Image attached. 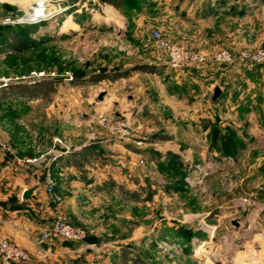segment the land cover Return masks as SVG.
Instances as JSON below:
<instances>
[{
  "label": "rangeland",
  "instance_id": "1",
  "mask_svg": "<svg viewBox=\"0 0 264 264\" xmlns=\"http://www.w3.org/2000/svg\"><path fill=\"white\" fill-rule=\"evenodd\" d=\"M21 1L0 0V35L9 27L2 24L5 18L30 4ZM185 1L143 0L107 14L82 13L64 28L53 22L11 27L27 30L33 42L19 52L13 34L0 42L1 99L14 101L1 108L24 118L38 146L58 139L60 156L100 146L94 154L108 164V188L126 187L118 185L124 173L130 175L128 185L134 184L124 193L138 194L133 205L109 195L101 216L112 234L102 243L106 247L58 240L62 251H76L78 264L95 254L107 264H135L136 258L145 264H264V216L251 217L264 204V60L242 57L264 51V0L227 4V11L247 14L233 23L239 32V24L248 27L243 46L228 45L225 15L200 20L195 5L190 14V3L181 8ZM113 28L118 33L111 37ZM152 31L201 51L208 63L169 69L149 38ZM225 48L232 62L214 63L213 53ZM142 65L152 73L130 70ZM126 70L114 80L88 78ZM74 75L81 80L71 83ZM43 80H57L54 90L31 96ZM215 86L222 93L212 101ZM46 150L41 145L30 159L44 154L45 161L24 164L27 170L47 162ZM77 160L84 167L88 155ZM68 176L53 175L55 194ZM119 239L124 241H111Z\"/></svg>",
  "mask_w": 264,
  "mask_h": 264
},
{
  "label": "crops",
  "instance_id": "2",
  "mask_svg": "<svg viewBox=\"0 0 264 264\" xmlns=\"http://www.w3.org/2000/svg\"><path fill=\"white\" fill-rule=\"evenodd\" d=\"M188 3L191 4L187 6L189 14L195 5L196 18L203 21L212 16L214 19H219L225 15L229 19L228 28L225 32V35L228 36V42L230 41L228 45L233 46L237 43L243 46L245 44L244 35L248 27L239 24L240 28L243 27L239 32V29L236 30V24L241 18L245 19L247 14L245 11L236 10L235 8L227 11V4L230 3V0H186L181 8ZM233 23H236L235 26ZM230 25L232 26L229 27ZM212 48L220 49L219 47ZM4 49L7 50V48ZM0 94V143L4 142L10 148L9 151H4L0 147V241L8 240L26 250L30 257L27 264H78L77 258L79 256H74L76 251L61 250L60 242L62 240L48 242L51 245L50 252H44L37 244L40 234L50 225L55 212L58 211L65 215L72 225L86 230L87 237L82 243L83 245H100L105 241H110L107 236H112V234L107 233L106 225L101 223V216L103 210L107 208L106 202L109 195H112L113 199L120 200L119 204L129 203L133 205L134 200H138V194L128 195L124 193L134 186L133 183L128 185L130 175L121 173V181L118 182V185H123V182H125L128 188L127 186L108 188L106 184L109 173L108 164L101 158V154H94L100 146L96 147L97 149L94 152L91 147H88L84 152H74L70 156H65L66 152L60 156V148L53 142L54 137H51L48 141L47 147L43 146V141L38 146V143L34 142L36 136L32 139L29 138L31 134L24 118L16 116L17 112H13L15 111L13 109L1 108L4 103L8 105L14 101L9 100V98L1 99L5 94L3 90L0 91ZM15 97L17 99L21 96L15 94ZM6 99H8L7 102ZM41 145L48 152V159L44 165L27 170L28 166L17 164L16 158L36 157L35 154H37ZM55 154L57 158L53 160L52 157ZM82 155H88V162L84 164V167H80L77 160ZM50 173L53 175L58 173V176L69 173L64 184L58 190H55L56 195H59L60 198L59 204H54L51 196L45 191L48 179L51 181V178H54ZM37 184L39 188L33 192L31 198L23 201L21 199L22 192ZM260 192V197L264 199V185L263 190ZM114 193L118 194V198L113 197ZM262 210H264V204L257 207L251 217H257V213L260 212L261 216H264ZM261 231L264 233L262 229ZM111 241L118 243L124 240ZM39 250L42 252L39 253ZM69 254L73 256H69ZM93 257L91 255L85 256L84 263L80 264H107L106 258L93 261ZM65 258L69 260H65ZM80 262H82L81 259Z\"/></svg>",
  "mask_w": 264,
  "mask_h": 264
},
{
  "label": "built area",
  "instance_id": "3",
  "mask_svg": "<svg viewBox=\"0 0 264 264\" xmlns=\"http://www.w3.org/2000/svg\"><path fill=\"white\" fill-rule=\"evenodd\" d=\"M96 7V9H95ZM113 7L102 0H30V4L21 13L16 12L5 18L2 22L3 25L11 27L18 26H31L40 25L43 23H55L56 26L63 27L64 22H61L62 18H72L82 13L93 14L98 10L102 13H108ZM97 10V11H96ZM118 33L115 28L112 29L109 36L113 37ZM108 36V37H109ZM149 38L154 42L156 49L166 57V65L173 71L180 70L185 67L202 66L208 63V56L201 51L191 50L184 45L171 41L168 38H163L158 31H152L149 34ZM242 57L245 59H251L256 62L264 60V51H257L256 54H250L249 52H243ZM232 55L226 49H221L213 53L212 60L217 64H229L232 62ZM4 86L7 85L5 80ZM125 135V132L120 134ZM55 144H60L58 139L53 141ZM0 147L4 151H9L10 148L4 142L0 143ZM53 160L57 158L55 154ZM45 161L44 154L39 155L37 158H16L18 165L43 163ZM201 178L198 179V184L201 183ZM45 191L51 196L54 204H59L60 198L54 193V189L51 181L48 179L45 187ZM86 231L74 226L70 223L62 213L56 211L54 218L50 225L43 231L37 241V244L41 242H51L55 240H62L67 242L84 243L86 240ZM86 248L97 249L95 244H86ZM106 247V244H100L99 248ZM39 253L42 251L39 250ZM94 260L102 259L100 254H95ZM30 260L29 254L23 248L8 241H0V264H27Z\"/></svg>",
  "mask_w": 264,
  "mask_h": 264
},
{
  "label": "trees",
  "instance_id": "4",
  "mask_svg": "<svg viewBox=\"0 0 264 264\" xmlns=\"http://www.w3.org/2000/svg\"><path fill=\"white\" fill-rule=\"evenodd\" d=\"M140 1H143V0H104L105 3L111 5L113 8L115 9H122L124 8L126 5L128 4H132V3H136L137 2H140ZM23 26H18V27H15L16 29L17 28H21ZM13 28V27H12ZM11 26H9L5 32L0 35V42H5L6 39H9V36L11 37L10 34H13L14 35V38H15V42L18 43V48L17 50H15L16 52H19L21 50V47H25V46H29L31 45L33 42L30 38V33L25 30V29H19L17 32H12L14 30H12ZM14 29V28H13ZM2 44V43H1ZM3 48H4V45L5 44H2ZM14 49V48H13ZM16 49V48H15ZM131 71H135V70H141V71H144V72H149V73H152V70L150 67L146 66V65H142V66H136V67H133L130 69ZM127 72L128 70L124 71V72H119V73H115L114 75L110 76L108 74H91L88 76L89 80L90 81H93V82H99V81H102V80H105V79H111V80H114V79H118V78H123L127 75ZM121 73V74H120ZM80 76L78 75H74V77L72 78V82L71 83H77L79 80H81V78H79ZM57 80H48V81H42V82H39L37 84H34L33 87H32V91L33 92H30L31 96L32 95H39V96H43V95H47L49 92L53 91L54 90V86L56 84ZM18 87H15L13 90H17L16 92L17 93H20V91H18V89H16ZM41 88V89H40ZM122 255H123V258H125V256L127 255V249H122ZM126 260V258H125ZM135 264H145L143 262H140L137 258L134 260Z\"/></svg>",
  "mask_w": 264,
  "mask_h": 264
},
{
  "label": "water",
  "instance_id": "5",
  "mask_svg": "<svg viewBox=\"0 0 264 264\" xmlns=\"http://www.w3.org/2000/svg\"><path fill=\"white\" fill-rule=\"evenodd\" d=\"M102 1H104V0H102ZM220 95H221V89H220L218 86H215V87L213 88V92H212L211 100H212V101H215L216 99H218V98L220 97ZM37 188H39V185H38V184L35 185L34 187H31V188H29V189L24 190V191L22 192V194H21V199H22L23 201H27V200H29V199L31 198L33 192H34ZM233 224H236V222H233ZM39 246H40V248H41L44 252H46V253H49V252H50V249H51V245H50V243H48V242H41V243L39 244Z\"/></svg>",
  "mask_w": 264,
  "mask_h": 264
},
{
  "label": "bare ground",
  "instance_id": "6",
  "mask_svg": "<svg viewBox=\"0 0 264 264\" xmlns=\"http://www.w3.org/2000/svg\"><path fill=\"white\" fill-rule=\"evenodd\" d=\"M13 1V0H12ZM21 5L23 6H27V1H21ZM68 21L72 24V22L69 20V18H67L65 21H64V24H63V28L65 27V24L68 23Z\"/></svg>",
  "mask_w": 264,
  "mask_h": 264
}]
</instances>
